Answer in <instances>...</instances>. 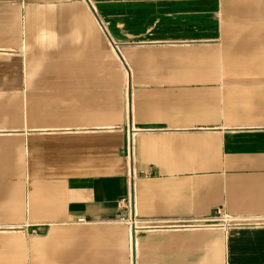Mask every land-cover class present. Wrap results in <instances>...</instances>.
<instances>
[{"label": "crops", "instance_id": "0c3cea01", "mask_svg": "<svg viewBox=\"0 0 264 264\" xmlns=\"http://www.w3.org/2000/svg\"><path fill=\"white\" fill-rule=\"evenodd\" d=\"M0 264H264V0H0Z\"/></svg>", "mask_w": 264, "mask_h": 264}, {"label": "built area", "instance_id": "2783aa9c", "mask_svg": "<svg viewBox=\"0 0 264 264\" xmlns=\"http://www.w3.org/2000/svg\"><path fill=\"white\" fill-rule=\"evenodd\" d=\"M125 151H126V157L128 158L130 156V153H132V142H131L129 137L126 140ZM127 174H128V176L132 175V169H130V166H128V168H127ZM122 200H124V199H122ZM125 201L127 203V206H129V201H130L129 197H127L125 199ZM214 220H215V223L218 224V226H220V227L258 223V220L234 217V216H230L226 213H219V212L214 216ZM122 221L125 222L126 225H128V227L130 229L131 237H132V232L135 233L137 230L140 231L141 229H143L139 223L137 226L134 218L125 219V220L122 219ZM192 225L194 227L195 224H192Z\"/></svg>", "mask_w": 264, "mask_h": 264}]
</instances>
